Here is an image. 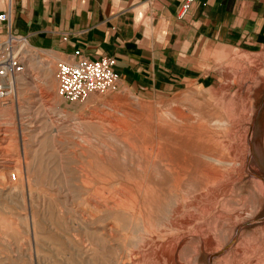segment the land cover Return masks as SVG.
<instances>
[{
    "label": "rangeland",
    "instance_id": "374dc122",
    "mask_svg": "<svg viewBox=\"0 0 264 264\" xmlns=\"http://www.w3.org/2000/svg\"><path fill=\"white\" fill-rule=\"evenodd\" d=\"M199 55L208 82L69 103L65 59L30 53L0 101V264L50 234L58 264H264V43Z\"/></svg>",
    "mask_w": 264,
    "mask_h": 264
},
{
    "label": "crops",
    "instance_id": "0c3cea01",
    "mask_svg": "<svg viewBox=\"0 0 264 264\" xmlns=\"http://www.w3.org/2000/svg\"><path fill=\"white\" fill-rule=\"evenodd\" d=\"M183 1L10 0V29L54 58L66 60L75 50L90 59L114 58L120 85L136 92L208 82L201 47L263 45L264 0H194L178 20ZM6 9L7 0H0V13ZM44 236L41 255L25 243L17 257L9 251V264H58L52 247L58 236Z\"/></svg>",
    "mask_w": 264,
    "mask_h": 264
},
{
    "label": "built area",
    "instance_id": "2783aa9c",
    "mask_svg": "<svg viewBox=\"0 0 264 264\" xmlns=\"http://www.w3.org/2000/svg\"><path fill=\"white\" fill-rule=\"evenodd\" d=\"M193 0H185L177 19H184ZM10 0L7 9L0 13V101L14 99L17 79L25 73L30 53L37 49L27 37L13 34L10 25ZM63 40L66 35L63 34ZM115 60L111 57L90 59L75 50L68 59L56 63V94L62 100L73 103L86 99L91 94L104 93L115 89L118 75L113 70ZM14 178V175H12Z\"/></svg>",
    "mask_w": 264,
    "mask_h": 264
}]
</instances>
